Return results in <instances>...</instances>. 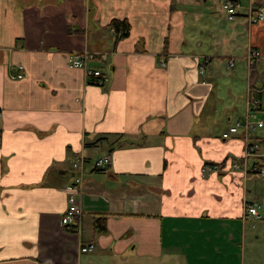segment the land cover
<instances>
[{
  "label": "crops",
  "instance_id": "0c3cea01",
  "mask_svg": "<svg viewBox=\"0 0 264 264\" xmlns=\"http://www.w3.org/2000/svg\"><path fill=\"white\" fill-rule=\"evenodd\" d=\"M246 4L0 0V264H264L231 167L244 141L221 136L264 93V21L246 17L264 0ZM81 51L103 80L68 63ZM77 158L80 232L61 224Z\"/></svg>",
  "mask_w": 264,
  "mask_h": 264
},
{
  "label": "built area",
  "instance_id": "2783aa9c",
  "mask_svg": "<svg viewBox=\"0 0 264 264\" xmlns=\"http://www.w3.org/2000/svg\"><path fill=\"white\" fill-rule=\"evenodd\" d=\"M221 10L224 12L225 17L228 20H233L239 13V4L234 0H218ZM248 19L251 23H255L258 21L264 20V7L258 8L256 11L250 9L248 12ZM96 54L89 51H81L72 53L68 56V63L75 67H81L85 70V74L87 77H92V82H97V77H102L101 72L99 70L87 69L86 62L89 60L95 59ZM260 54L256 50H250L249 55L247 57L248 66L254 64L257 65L259 61ZM103 58V56H100ZM229 66H233V60H229ZM19 70L22 69V66L18 67ZM201 73L203 71H200ZM21 73H17L14 77H21ZM103 80V77H102ZM247 97L250 98L247 102V110L248 114L245 116L242 121H235L232 125H230L226 131H224L221 136L223 138H228L229 136L236 135L238 130L244 134V153L243 160L242 156L240 159L234 160L231 163V167L234 168L238 165L246 167L248 172L255 171L260 176H264V139L260 138L256 133L257 129H260L263 126L262 119H259L257 116L256 108L259 105V99L256 96L247 93ZM253 140V141H252ZM247 157L255 158L251 161L250 166L247 167L246 159ZM110 162L109 155H104L101 158L92 162V168L94 170L102 169L107 166ZM85 163L86 160L84 158H77L72 161V169L75 171V175L71 183L65 186V190L67 193V209L63 216L61 217V224L67 227L70 231L80 232L81 230V210L77 203V192L80 191L83 185V174L85 171ZM261 205L257 200L248 201L246 204V215L248 218L252 219H262L263 214L261 212ZM94 249V244H86L81 247L82 252L91 251Z\"/></svg>",
  "mask_w": 264,
  "mask_h": 264
},
{
  "label": "rangeland",
  "instance_id": "374dc122",
  "mask_svg": "<svg viewBox=\"0 0 264 264\" xmlns=\"http://www.w3.org/2000/svg\"><path fill=\"white\" fill-rule=\"evenodd\" d=\"M246 2H247V0H241V3L239 4V7H238V9H239V13H238L237 16L241 15V14H240V11L243 10V8L248 4V3L246 4ZM246 7H247V6H246ZM246 7H245V8H246ZM260 7H261V5H255V4H253V5L251 6V9H253L254 11H256V10H257L258 8H260ZM248 12H249V10H246V17H247V19H248ZM223 13H224V12H223ZM237 16H236V17H237ZM262 21H264V20H262ZM258 22H260V21H258ZM255 23H257V22H255ZM259 58H260V57H259ZM249 68H251V69H257L258 67H257L256 64H255V65L253 64L252 67L249 66ZM228 71H229V69H227V71H225V72L227 73ZM248 92H250V94H251L250 87H248V89H247V91H246V96H245V98H246V104H247L248 100L250 99V98L247 97V93H248ZM252 95L255 96L254 94H252ZM257 99H258V97H257ZM261 103H262V108L260 107V106H261ZM261 103H260V101H259V105H258L257 107H255V108H256V111H257V116H258L259 119H262V121H263V126H264V93H263V97H262V99H261ZM260 111H261V112H260ZM247 115H248V114L245 113L244 118H245V116H247ZM244 118L241 119V120H237V121H242V120H244ZM263 126H262V127H263ZM262 127H261L260 129H257V130H256V133L258 134L259 137H260V135H264V128H262ZM236 136H240V137L242 138V140H244V134H243L242 132H240V129L238 130ZM260 138H261V137H260ZM262 139H264V138H262ZM252 141H253V140H252ZM245 154H246V153H244V150H242V153H241V155H240V156H242V160H243V155H245ZM240 156H239L238 159H240ZM254 159H255V158L247 157V159H246L247 167L250 166L251 161H253ZM233 170L238 171V172L242 175V178L247 180V184H248V186H246V187H249V188L251 189V194H250V197H251V198H250V199L246 198V200H245V201L243 200V202H242V209H243L242 220L244 221L243 223L250 222V223H251V227H254V223H255V221L264 220V219H252V218H248L247 215H246V213H245V212H246L245 208H246V204H247V202H248V201H252V200H257V201L260 203L261 208H262V203H264V199H263V202H261L260 194H261L262 196H264V176H260V175H259L257 172H255V171L248 172V170H247L246 167H243V166H240V165L234 167ZM259 193H260V194H259ZM246 196H247V195H246ZM246 196L243 195L242 197L245 198ZM261 212H262V209H261ZM262 214H263V213H262ZM263 216H264V215H263ZM253 222H254V223H253ZM254 231H255L259 236H261V237L263 238V244L261 245V243H260V245H258V246L256 247V246H254V244L252 243V244L250 245L251 248H252V253H253V252H255V253L251 254V256H252L253 259H258V260H261V261L264 262V222H263V224H260V222H259V223L256 225ZM254 250H255V251H254Z\"/></svg>",
  "mask_w": 264,
  "mask_h": 264
},
{
  "label": "trees",
  "instance_id": "16d2710c",
  "mask_svg": "<svg viewBox=\"0 0 264 264\" xmlns=\"http://www.w3.org/2000/svg\"><path fill=\"white\" fill-rule=\"evenodd\" d=\"M111 26H113L114 30L119 32L121 36H126L130 29V25L126 20H114L111 22ZM97 227L100 231L104 229L101 223H98Z\"/></svg>",
  "mask_w": 264,
  "mask_h": 264
}]
</instances>
